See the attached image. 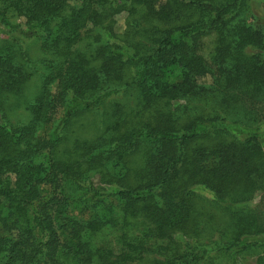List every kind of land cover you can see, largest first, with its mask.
<instances>
[{"label": "trees", "instance_id": "16d2710c", "mask_svg": "<svg viewBox=\"0 0 264 264\" xmlns=\"http://www.w3.org/2000/svg\"><path fill=\"white\" fill-rule=\"evenodd\" d=\"M247 2L0 0V264H264L248 239L264 234V19ZM36 75L12 121L4 100Z\"/></svg>", "mask_w": 264, "mask_h": 264}, {"label": "rangeland", "instance_id": "374dc122", "mask_svg": "<svg viewBox=\"0 0 264 264\" xmlns=\"http://www.w3.org/2000/svg\"><path fill=\"white\" fill-rule=\"evenodd\" d=\"M248 5L250 7L251 13L254 14L258 19L263 20L264 19V0H248ZM127 13L122 12L116 16V27L115 30L119 35H123V33L126 31L127 28ZM211 41H207V46L204 50L205 53L209 52V48L212 45ZM27 47L30 55L34 58L37 59L40 54H41V41L37 38H34L33 40H30L27 42ZM201 83H210L211 82V77L210 76H204L200 80ZM40 83V78L39 75H36L33 77L28 84L25 86L24 90L21 92L20 95L16 96H10V98H6L4 100L5 107L7 108V114L10 117V119L16 120V119H25L28 116V112L25 110V107L27 103L30 101V97L34 93L35 90L38 89V85ZM38 86V87H37ZM7 100V102H5ZM119 100V99H118ZM122 102L124 101H129L126 98L121 100ZM130 104V102H129ZM91 118V117H88ZM260 139L263 144L264 148V123L261 125L260 128ZM96 182V181H95ZM203 188H197V191L203 196V197H208L209 194L202 190ZM200 206L202 205V202H199ZM212 207L211 204L205 203V208L210 209ZM213 209V208H212ZM217 217H219L218 214H216ZM249 241H257L259 243H264V234L257 235L256 237H249ZM250 254H240L239 261L237 264H257V257L253 256L249 258ZM232 260V259H231ZM231 260L228 262L226 260L221 261L222 264H234ZM216 263H221L218 260H215Z\"/></svg>", "mask_w": 264, "mask_h": 264}]
</instances>
